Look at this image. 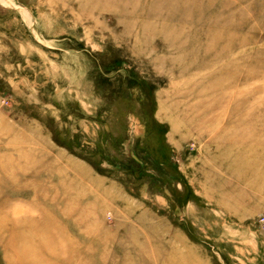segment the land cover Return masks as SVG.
<instances>
[{
  "label": "rangeland",
  "instance_id": "obj_1",
  "mask_svg": "<svg viewBox=\"0 0 264 264\" xmlns=\"http://www.w3.org/2000/svg\"><path fill=\"white\" fill-rule=\"evenodd\" d=\"M0 264H264V0H0Z\"/></svg>",
  "mask_w": 264,
  "mask_h": 264
}]
</instances>
